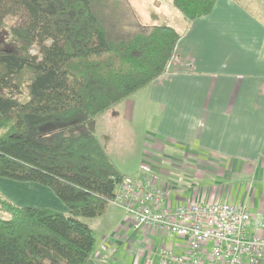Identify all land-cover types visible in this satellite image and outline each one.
<instances>
[{"label": "trees", "instance_id": "1", "mask_svg": "<svg viewBox=\"0 0 264 264\" xmlns=\"http://www.w3.org/2000/svg\"><path fill=\"white\" fill-rule=\"evenodd\" d=\"M187 22L218 0H169ZM155 19V14L152 15ZM0 177L48 187L68 214L0 198V264H96L80 217L104 215L124 176L95 118L168 69L181 34L129 0H0Z\"/></svg>", "mask_w": 264, "mask_h": 264}, {"label": "crops", "instance_id": "2", "mask_svg": "<svg viewBox=\"0 0 264 264\" xmlns=\"http://www.w3.org/2000/svg\"><path fill=\"white\" fill-rule=\"evenodd\" d=\"M177 31L181 38L165 74L141 88L145 98L125 104L129 120L135 110L140 121L155 115L156 128L147 132L154 144L147 149L144 143L134 164L127 161L135 169L121 170L129 173L105 149L124 177L143 169L155 174L173 206L234 203L251 213L250 233H264L257 226L264 222V19L238 0H218L210 15L184 19ZM111 206L120 212H109ZM107 214L117 232L105 249L116 261L123 249L130 264H159L163 248L186 249L184 238L135 230L117 205Z\"/></svg>", "mask_w": 264, "mask_h": 264}, {"label": "built area", "instance_id": "3", "mask_svg": "<svg viewBox=\"0 0 264 264\" xmlns=\"http://www.w3.org/2000/svg\"><path fill=\"white\" fill-rule=\"evenodd\" d=\"M111 203L125 211L135 230L148 228L186 239L181 254L163 248L159 264L264 261V233H250L252 215L247 208L229 202L173 206L163 184L149 169L124 177ZM257 226L264 231V222H257Z\"/></svg>", "mask_w": 264, "mask_h": 264}, {"label": "rangeland", "instance_id": "4", "mask_svg": "<svg viewBox=\"0 0 264 264\" xmlns=\"http://www.w3.org/2000/svg\"><path fill=\"white\" fill-rule=\"evenodd\" d=\"M129 1L143 24L151 25L162 23L173 25V27L179 31L183 30V16L176 11L169 0ZM238 1L247 6L253 14L264 19V0ZM153 14H155V19L152 16ZM0 20H3V18ZM12 22L13 20L10 17L6 18L5 25L0 29L1 48L11 46V42L9 41V25ZM143 93L145 94L143 89L136 91L127 99L119 102L105 113L99 115L93 121L96 122V127L93 128L94 131L92 130V132L95 133V136H97L104 148L108 150L111 158L119 165L120 170L124 169L125 165L131 170L134 166L127 161H133L134 164L137 157L141 159L142 148L144 147L143 144L146 143L144 148L149 149L155 141L151 135H147V132H151V130L153 131L156 128L155 115L151 118H149L150 116L148 115L147 120L142 118L140 121L137 110H135L133 114V120H129L126 114V109L130 108V105L126 107L125 104H129L128 102H138L140 99L145 98V95H142ZM132 103L130 104L132 105ZM138 104L139 103H137V106ZM167 165L170 167L171 164ZM163 167L167 168L165 166ZM133 169H135V167ZM121 172L129 173L130 171L125 172L121 170ZM0 198L11 201L18 206L42 207L55 211L62 210L64 213L68 214L67 207L48 187L36 183H23L0 177ZM110 211L120 212L113 206L110 207L109 212ZM109 214L95 218L80 217V220L86 223L95 234L96 250L94 258L96 264H115V262L112 261H116L117 259V257L108 256L105 249L106 238L110 237L112 231L117 232V228L115 227L116 220H112ZM0 217L9 219L10 215L0 211ZM119 257L121 259L118 260L121 261V264H130L132 261V258L125 249L121 250ZM118 260L116 262H118Z\"/></svg>", "mask_w": 264, "mask_h": 264}]
</instances>
